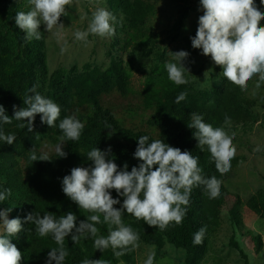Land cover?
<instances>
[{
  "label": "trees",
  "instance_id": "trees-1",
  "mask_svg": "<svg viewBox=\"0 0 264 264\" xmlns=\"http://www.w3.org/2000/svg\"><path fill=\"white\" fill-rule=\"evenodd\" d=\"M107 1L111 14L116 17L113 24L125 35V49L133 54H152L161 41L150 24L156 13L153 0ZM12 2L4 0V12L9 14L8 21L13 22L19 10L11 8ZM189 12V7L183 8L171 26L168 31L171 40L177 41L182 35ZM25 35L16 26L7 40L4 39L5 34L0 40V105L4 107L5 114L13 118L16 109L27 107L24 97L35 95L29 91L35 86L36 92L59 105L61 114L52 128L42 123L41 115L37 114L31 132L27 126L17 127L20 123L27 124L26 120L12 119L10 124L0 123V131L15 136V142L11 145L0 140V191L11 189V195L0 203V210L11 207L13 210L9 213V219L19 218L22 222V230L10 238L22 253L20 264H46L51 248L57 246L51 235L38 237L35 225L25 221L26 215L39 212L43 216L47 212L59 219L71 212L76 216L78 227L81 221H86L87 215L93 213L80 210L66 196L62 190L63 177L70 175L74 167H93L94 163L87 159V153L95 147L101 151L111 148L106 159L113 160L119 170H123L127 164L128 171H131L132 167H138L141 163L134 153L138 138L143 135L149 136V142L161 139L172 147L199 157L202 175L205 178L215 176L221 185L220 195L216 199L208 198L203 185L193 187L182 224H170L165 231H159L143 220L137 221L125 211L122 221L139 234V244L155 247L158 251L171 245L186 252L184 264H201L209 252L210 239L216 237L222 227L224 209H227L230 223L237 230L243 227L242 210L245 207L257 216L263 214L264 195L254 197L245 206L239 195L228 192L224 181L237 167V162L231 160L230 171L221 175L207 146L201 151L198 140L193 136L195 129L188 127L191 114L196 113L202 116L205 123L214 128H223L229 134L241 123L240 110L255 105L247 98L245 91L231 83L222 95L209 102L200 98L191 83V71L194 60L202 50L193 48L191 41H187L185 48L189 56L182 62L189 83L177 86L168 79L165 64L179 62L175 54L170 57L159 52L155 65L146 75L144 87L137 91L133 86L131 71L119 59H114L105 70H92L87 65L83 71L61 68L49 76L44 38L41 36L39 40L33 38L26 42ZM185 91L186 99L177 104V96ZM68 116H75L84 124L78 141L60 140L62 132L58 125ZM225 116L230 117L229 124H225ZM106 124L111 127L106 128ZM247 125L244 123L243 127L246 129L249 127ZM62 143L66 158L56 153L57 145ZM33 152L37 157L46 153L50 160L33 161ZM110 192L114 199L120 200V204L114 205L120 209L124 197L118 196L115 190ZM205 226L202 244L194 246V233ZM96 227L98 235H108V226L103 223L102 214L101 223ZM64 244L69 253L64 264H82L84 259H103L110 264H137L136 250L117 259L111 248L104 252L96 250L92 237L75 244L69 235ZM231 246L247 261V256L234 240H231ZM262 246L261 237L258 236L255 239V252L260 253Z\"/></svg>",
  "mask_w": 264,
  "mask_h": 264
},
{
  "label": "clouds",
  "instance_id": "clouds-1",
  "mask_svg": "<svg viewBox=\"0 0 264 264\" xmlns=\"http://www.w3.org/2000/svg\"><path fill=\"white\" fill-rule=\"evenodd\" d=\"M73 0H28L30 11L17 12L16 26L24 31V39L30 42L33 38L39 40L40 25H46V31L56 36L60 35L63 24L59 23L60 17L66 15V6H70ZM264 5V0H260ZM200 11L196 35L191 37L192 47L201 49L202 54L210 56L214 63L223 68L222 75L228 82L238 86L242 91H247L248 81L258 75L256 88L264 82V27L260 26L264 20V12H261L255 0H200ZM116 17L104 8H98L93 12L88 30L75 33L77 40H84L89 34L100 38L111 37L115 34L113 22ZM55 29V31H54ZM176 62H168L165 68L168 79L175 85L189 83L185 78V66L182 63L189 53L179 51L174 53ZM207 78V71L205 72ZM29 91L35 95L24 97L27 107L16 109L14 117L5 114V109L0 105V123L10 124L12 119L27 121L20 123L19 128L27 126L28 131L33 130L37 114L41 115V122L49 127H55L60 117L61 109L51 99L44 98L36 92L35 86ZM255 94V93H253ZM187 97V92H181L176 103L179 104ZM15 108V106H13ZM225 124H229L230 117L225 116ZM59 129L62 132L60 140L78 141L84 124L75 116H68L60 120ZM106 124V128H110ZM189 128L195 129L193 136L198 140V148L203 151L205 146L215 162L216 170L225 174L231 169V160L236 154L233 145L235 133L229 136L223 128H214L203 121L202 116L192 113ZM0 140L11 145L15 142V136L5 135L0 131ZM62 144L57 145L56 153L59 157L67 156ZM259 146L254 151H259ZM111 152L93 148L87 153V159L93 161L90 168L74 167L71 174L63 177L62 190L68 198L76 203L80 210L87 213L86 221H81L76 226V216L69 212L56 219L52 214L29 212L25 221L35 225L38 237L51 235L56 247L48 253L46 264H64L69 255L65 248V238L71 235L76 244L81 239L92 237L94 248L104 252L111 248L113 255L119 259L126 253L139 248V234L122 221V214L133 216L137 221L143 220L149 226L157 227L159 231H165L170 224L181 225L187 214V206L193 187L204 186L209 199H216L220 195L219 181L215 176L205 178L199 167V157H194L188 151H181L178 147H172L161 139L149 142V136L138 138V147L134 157L141 161L138 167H132L128 171L125 164L123 170L113 160H107L106 156ZM33 161H48L46 153L39 157L33 152ZM158 165V167H156ZM110 190H115L120 197H124L122 207L117 209L114 205L120 204L119 199H114ZM11 195V189L0 191V203ZM11 207L0 210V264H20L22 253L11 237L17 236L22 230V222L19 218L9 219ZM108 226V235H98L97 224ZM206 226L201 227L193 235V245H200ZM155 253L150 252L144 264H154ZM82 264H110L103 259H84Z\"/></svg>",
  "mask_w": 264,
  "mask_h": 264
},
{
  "label": "rangeland",
  "instance_id": "rangeland-1",
  "mask_svg": "<svg viewBox=\"0 0 264 264\" xmlns=\"http://www.w3.org/2000/svg\"><path fill=\"white\" fill-rule=\"evenodd\" d=\"M107 0H73L66 6V15L60 17L59 23L63 24L60 35L56 36L46 31V25H40V35L45 40V54L49 76L57 70L64 68L71 70L77 68L83 71L88 65L90 69H107L114 59H119L127 65L132 73L133 86L137 91L144 87L146 75L151 71L157 61V54L162 52L167 56L181 50L185 51L187 41L196 35L200 11V0H153L156 13L151 19V25L160 36V43L152 54H133L125 49V35L119 32L116 26L115 34L111 37L100 38L89 34L84 40H77V31H87L93 12L104 8L111 13ZM261 12L264 5L260 0H255ZM189 7L190 12L185 22L182 35L177 41L168 37V31L179 17L183 8ZM12 9L23 12L30 11L28 0H13ZM4 0H0V40L8 39L16 27L15 20L8 21L9 14L4 12ZM260 26L264 27V20ZM55 31V29H54ZM9 34L7 35V33ZM173 54V55H172ZM196 57H194L195 59ZM207 71V78L205 72ZM223 68L214 63L210 56L201 53L194 60L191 71V83L196 94L206 101L220 96L227 89L230 82L221 74ZM258 75L248 81L245 95L255 105L243 107L240 112L241 123L228 134L235 133L233 145L236 154L232 160L237 162V167L225 178V186L230 194L239 195L246 204L260 195H264V82L256 88ZM255 93V94H253ZM248 124L245 129L243 124ZM259 146V151H254ZM233 200V198H232ZM243 227L235 229L229 220L227 209L222 212V227L217 236L210 239L207 256L201 264H264V212L257 216L247 207L242 210ZM260 236L262 250L255 252V239ZM234 240L244 254L247 261L239 251L231 246ZM137 264H144L150 252L155 253L154 264H184L186 252L167 245L164 250L158 251L155 247L139 244Z\"/></svg>",
  "mask_w": 264,
  "mask_h": 264
}]
</instances>
